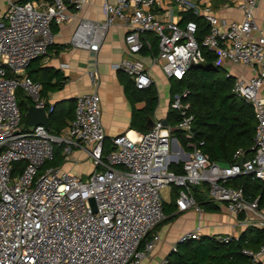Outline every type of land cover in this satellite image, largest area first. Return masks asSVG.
Segmentation results:
<instances>
[{"label":"built area","instance_id":"2783aa9c","mask_svg":"<svg viewBox=\"0 0 264 264\" xmlns=\"http://www.w3.org/2000/svg\"><path fill=\"white\" fill-rule=\"evenodd\" d=\"M86 1L0 0V264H138L158 240L153 229L165 216L159 191L171 184L178 187L174 199L178 211H199L191 189L204 186L208 199L223 203L238 224L264 228V206H258L257 198L246 199L241 188L227 184L241 174L264 179V37L253 20L258 0H227L223 8L232 7L240 14L239 19L228 20L217 16L210 0H203L201 8L193 0H114L101 5L102 20L79 19L69 35L72 47L97 51L108 26L121 24L125 52L115 68L124 71L137 89L151 83L140 57L142 47H149L142 38L144 32L156 36L154 61H160L167 78L179 80L189 67L205 64L200 46L205 48L212 56V67L232 78V94L251 104L254 112L251 154L244 157L241 149L235 150L234 161L226 167L200 152L201 141L190 140L192 116L181 101L186 90L170 100V108L179 115L174 126L153 120L143 133L132 130L110 138L106 152L95 91L75 96L72 117L58 133L42 125L19 131L16 89L33 106H46L40 83L21 74L52 44L51 23L67 21L70 10L80 9ZM173 9L178 14L200 15L207 30L199 40L194 20L168 19ZM233 67L246 69L249 76L234 74ZM173 129L189 139L180 173L168 169L181 158L178 151H171ZM53 146L61 147L64 162L71 160L72 150L85 155L92 168L84 180L59 166L40 170L52 159ZM18 161L24 164L12 174ZM199 238L193 229L178 242ZM232 238L215 236L220 242ZM240 252L249 262L264 264V240L255 250L242 248Z\"/></svg>","mask_w":264,"mask_h":264},{"label":"trees","instance_id":"16d2710c","mask_svg":"<svg viewBox=\"0 0 264 264\" xmlns=\"http://www.w3.org/2000/svg\"><path fill=\"white\" fill-rule=\"evenodd\" d=\"M18 3L30 0H14ZM194 20L197 26L196 38L199 40L206 32L207 25L200 16L191 12H185L179 23L185 20ZM51 31L56 30L52 25ZM150 32H144L142 38L147 40L149 47L143 46L142 54H156L157 38H147ZM52 46L47 47V51ZM59 47L53 46L56 51ZM200 50L208 64L212 58L211 54L200 46ZM42 56L32 59L27 67L26 75L32 81H37L41 85L40 95L44 97L47 93L61 87L64 77L61 72L51 67H39L38 60ZM118 79L122 85L123 92L130 104L129 129L143 133L145 132V122L152 115L156 105V90L153 84L137 89L134 87L129 77L120 70H117ZM232 78L225 77L222 69L195 65L189 67L181 79L169 78V98L176 93L186 90L185 97L181 98L183 104L187 103L186 113L192 116L191 132L193 136L190 140L201 141L199 150L206 157L215 162L232 163V155L237 149L244 152V157H248L252 150V136L254 132L255 118L251 104L245 103L242 99L234 96L231 92ZM16 102L19 110L24 111L25 104L30 103L28 97L21 89H16ZM143 102L141 108H134V103ZM74 100L67 99L57 101L53 104H46L48 131L58 133L64 128L73 114ZM23 119V112L21 119ZM179 119L178 112L168 108L165 120L170 126H174ZM171 134L176 137L179 144L189 150L185 144L189 139L185 138L182 131L173 129ZM103 151L106 152L111 147L109 138H104ZM63 163L61 147L53 146V157L46 161L40 168L46 166H60ZM23 161L13 164L12 174L18 172L23 166ZM182 162L170 163L168 169L174 173L181 172ZM228 185L241 188L246 199L257 198L258 206H264V179L255 178L249 174H241L230 179ZM202 186L191 189L193 199L197 205L205 210H217L214 203L206 200L204 194L207 192ZM204 187V186H203ZM178 187L171 184L169 201H162L164 214L173 212L175 208L174 199L177 196ZM164 220V219H163ZM161 220L157 225H159ZM156 225V226H157ZM155 226V227H156ZM264 240V228L246 227L245 230L235 239L220 242L213 236H200L199 239H188L177 242L175 248L170 250L165 256V264H247L249 261L242 255L240 250L248 248L255 250Z\"/></svg>","mask_w":264,"mask_h":264},{"label":"crops","instance_id":"0c3cea01","mask_svg":"<svg viewBox=\"0 0 264 264\" xmlns=\"http://www.w3.org/2000/svg\"><path fill=\"white\" fill-rule=\"evenodd\" d=\"M37 1L30 0V2ZM113 1L87 0L80 9L76 11L70 10L71 17L67 21L51 23L50 27L52 25L56 27V30L53 32L52 48L38 60L39 67L57 69L64 77V81L59 89L47 93L44 97L41 96L46 104L50 105L67 99L74 100L76 95L95 91L99 97L100 122L104 129L105 137L109 139L126 131H132L129 129L130 104L117 76V70H122L115 68V65L124 56L125 52L122 41L124 29L119 23L108 26L97 51L72 47L69 43V35L79 19L102 20L101 5L104 2L112 3ZM193 1L197 7L201 8L203 0ZM210 3L216 9L217 16L220 19L240 18L239 12L234 8H223L227 0H210ZM1 6L0 11L2 9ZM156 12L161 15L160 10ZM182 15L183 13L178 14L173 9L169 12L168 19L180 21ZM253 20L264 37V0H258L256 3ZM146 37L153 38L156 36L150 32L149 36ZM53 46H58L59 48L55 51ZM155 55L149 53L142 54L140 51V57L148 68V74L151 78L150 84H153L156 90V105L152 115L149 116L152 121L157 119L165 120L168 108H170L169 78L161 72L159 62L154 61ZM231 71L234 74L241 73L244 77L249 76L248 71L243 68L233 67ZM122 72L125 73L124 71ZM21 76L27 77L26 70H24ZM142 106L143 102L141 101L134 103V108L136 109ZM171 138L173 143L171 144V151H178L180 153L181 158L178 160L181 162L182 157L185 158V154L189 151L178 144L179 142L172 134ZM70 157V161H63L59 166L61 169L80 176L83 175L82 172L85 168L91 170L92 167L89 161L79 150H72ZM198 190L203 192L204 187L202 186ZM169 194L170 186L166 188V198L161 197L162 201L168 202ZM204 196L207 201L215 204L217 210H205L199 205V211L193 209L178 211L175 209L169 214H164V220L153 229V232L158 237L153 250L138 264H159L165 259L166 254L172 250L180 236L189 230L196 229L200 236L215 237L220 234H228L235 238L245 230L246 227L237 223L236 217L225 209L223 203L210 201L207 197V192Z\"/></svg>","mask_w":264,"mask_h":264},{"label":"water","instance_id":"95a60500","mask_svg":"<svg viewBox=\"0 0 264 264\" xmlns=\"http://www.w3.org/2000/svg\"><path fill=\"white\" fill-rule=\"evenodd\" d=\"M212 67L210 63L202 64V66ZM214 68V67H213ZM165 124V120L162 121ZM153 121L150 118H147L145 123V130H149L152 127ZM42 125L45 129H48V121H47V112L43 108L35 107L30 103L25 104V108L23 111V119L21 120L18 129L19 131H31L34 126ZM241 157L237 158L236 163L240 164ZM220 166L226 167L227 163L218 162ZM89 205L92 210L95 211V204L92 198L88 199ZM247 264H256L253 262H248Z\"/></svg>","mask_w":264,"mask_h":264},{"label":"rangeland","instance_id":"374dc122","mask_svg":"<svg viewBox=\"0 0 264 264\" xmlns=\"http://www.w3.org/2000/svg\"><path fill=\"white\" fill-rule=\"evenodd\" d=\"M159 63H160V61H159ZM22 112H23V111L20 109V114H22ZM44 163H45V162H44ZM89 170H90V169L85 168V170L82 172V173H83V175L81 176L82 180H84V178H85L84 174L87 173ZM159 193H160V195H161L162 198H166V197H165V196H166V187L161 188L160 191H159ZM190 209H191V208H190Z\"/></svg>","mask_w":264,"mask_h":264}]
</instances>
